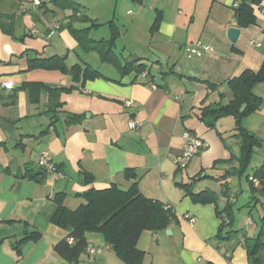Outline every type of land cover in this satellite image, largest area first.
<instances>
[{"label":"crops","instance_id":"crops-1","mask_svg":"<svg viewBox=\"0 0 264 264\" xmlns=\"http://www.w3.org/2000/svg\"><path fill=\"white\" fill-rule=\"evenodd\" d=\"M15 1L25 2L29 8L20 30L30 35L17 41L0 30V84L12 83L0 87V264H73L53 251V245L67 234L51 222L57 207L55 195L65 193V206L74 209L85 202L80 194L90 188L115 185L127 189L133 182L144 196L169 205L173 214L166 227L145 228L140 233L136 243L143 252L140 264H248L244 238L255 236L261 222L248 221L253 226L252 235L240 223L236 225V213L247 207V202L237 206L239 197L248 201L250 186L246 178L242 183L234 174L236 160L228 162L239 154V140L232 135L235 119L219 118L210 127L198 114L202 106L220 101L221 93L223 102L229 100L228 78L261 65L264 0L248 2L256 21L245 27L238 26L234 16L233 4L240 0H113L114 5L107 9L109 17L103 22L110 35L100 38L113 42L118 59H139L149 66L148 73L125 75L100 59L101 65L112 67L117 75L95 67L79 49L90 51L78 45L70 30L58 29L62 16L69 11L59 12L55 19L42 16V23L50 28L45 34L44 26L34 22L32 12L48 0ZM125 10L132 15L129 26L141 22L147 36L121 43L117 50L116 41L122 32L115 22L116 14ZM88 16L100 23L97 17ZM84 26L87 24L76 25ZM230 26L240 28L234 43L227 37ZM94 28L98 29L88 31L90 38ZM197 41L211 49L200 56L187 55L184 46ZM25 50L45 57H64L67 67L89 64L107 78L75 82L57 69H26ZM205 80L220 85L210 90ZM25 82H41L50 88L74 87L60 94V107L48 112V94L41 92L32 102L27 91L21 89ZM254 92L262 96L263 104L242 118V125L262 139L252 155L251 171L264 161V82L257 84ZM66 112L80 115V120L67 122ZM52 114L56 118L51 119ZM131 119L140 123L138 128L128 127ZM188 136L201 138L205 146L181 167L177 159ZM43 149L51 153L63 177L46 175L38 183L25 175L28 168L38 170L37 159ZM85 174L91 176L90 182H85ZM194 177L199 179L192 184L193 191L213 190L218 197L215 204L195 203L185 193L182 184ZM224 181L234 205L232 222L219 237L218 210L227 202L221 194ZM259 200L263 202L264 198ZM258 205L247 207L249 213ZM261 209L260 218L264 205ZM25 224L39 229L42 236L37 241H25L18 252L14 240L22 236ZM86 237L101 251L89 254L85 250L79 264H124L102 232H87Z\"/></svg>","mask_w":264,"mask_h":264},{"label":"trees","instance_id":"trees-1","mask_svg":"<svg viewBox=\"0 0 264 264\" xmlns=\"http://www.w3.org/2000/svg\"><path fill=\"white\" fill-rule=\"evenodd\" d=\"M23 4L25 8L22 7ZM25 4L23 1L0 0V30L17 41H22L23 38L30 35L29 32L20 30L22 18L29 11ZM233 9L238 26L245 27L256 21L253 6L246 0H240L237 6H233ZM67 11L69 14L62 16L63 20L57 27L58 29L67 28L70 30L83 50L95 51L102 63L112 65L121 75L131 72L141 74L144 71L148 73L149 66L144 62L140 63L139 59H126L124 61L118 59L112 49L113 42L111 40L90 38L88 36L89 29L99 27L104 23L90 19L75 0L40 2L38 10L32 12V16L34 22L44 26L42 16L55 19L59 12ZM158 20L159 17L156 16L155 22ZM77 24H87V26L76 27ZM43 31L47 34L50 28L44 26ZM24 55H26V69H57L69 74L75 82H84L86 79L97 77L107 78L99 69L89 64H75L67 67L64 57H45L38 52L29 50H25ZM206 82L210 90H214L220 85V83ZM261 82H264V59L258 69L245 68L239 75L225 81L231 95L227 102H223V94L221 93L220 101L202 106L198 114L199 118L210 127L214 126L215 122L222 117L232 116L235 119L232 135L239 140V154L236 158L231 157L228 162L235 159L238 167L235 168L234 174L239 177L245 176L248 180L250 192L246 206L249 208L255 207L258 203L264 205V201L260 202L259 200V197L264 198V161L247 173L252 155L255 149L261 146L262 139L242 125V118L254 113L262 106V96L254 92V87ZM73 87L74 85L50 88L41 82H25L21 89L27 91L32 102L37 101L41 92H46L48 94V112H50L62 105V102L59 101L60 94ZM10 102L13 101L10 100ZM56 116L52 114L51 119L56 118ZM64 116L69 123H75L81 117L69 112H66ZM25 175L38 183H42L47 173L38 167L35 172L28 168ZM227 175V173L224 174L225 177ZM22 177H24L23 174ZM84 179L85 182H90L91 176L85 174ZM197 179L199 177H194L189 183L182 184L185 193L190 195L195 203L215 204L218 197L213 190L205 188L198 192L193 191L192 184ZM253 179L257 180V184L253 182ZM229 190L228 183L222 182L221 194L227 197V202L223 209L218 210V216L221 220L219 237H221L222 229L232 222L234 202L230 200ZM80 195L85 199V202L74 209H70L63 202L65 193H57L54 197L57 207L51 216L53 224L67 231V234L53 245V251L62 259L73 264H79L80 255L86 250L89 243L86 237L87 232H102L107 243L121 256L124 264H140L143 252L138 249L136 243L142 230L145 228H164L173 218L169 205L144 196L139 191L136 182H133L127 189L111 185L103 189L90 188ZM260 222V228L256 235L245 236L244 238L248 264H264V216L260 218ZM238 231L230 230L229 233ZM41 236L42 232L39 229L25 224L22 236L14 240V248L19 252L25 241H37Z\"/></svg>","mask_w":264,"mask_h":264},{"label":"rangeland","instance_id":"rangeland-1","mask_svg":"<svg viewBox=\"0 0 264 264\" xmlns=\"http://www.w3.org/2000/svg\"><path fill=\"white\" fill-rule=\"evenodd\" d=\"M75 1H77L80 4V7L88 15H90L92 17L94 16V18L97 17L96 19L98 21H100V23H103L105 21V19H108L109 14L107 12V9L109 6L114 5L113 0H75ZM131 16L132 15H129L128 13H126V10L124 12H122L121 14H118V12L116 14V17L118 19H116L115 22L118 24V26L120 27V30L122 32L120 38H118L116 41L117 50L119 49L121 43H125V42L129 43L130 41L135 42L138 39L139 40L142 38L144 39V37L147 36L146 35L147 34L146 28L144 27V25H142L141 22L136 23V25H134L132 27L129 26ZM123 24L125 26H123ZM90 35L93 38L109 37V35H110L109 28L107 25H101L98 27V29L94 28L90 32ZM79 51H81V54L87 60H89V62L92 63L95 67H100V69L105 70L106 73H111V74L117 75L116 71L108 65H105L106 68H108V69H104L105 66L101 65V63L99 62L98 55L95 52H92V51L84 52L80 49H79ZM150 59L155 60L156 58L151 56ZM103 66H104V68H103ZM222 118L223 119L224 118L229 119V118H231V116H226V117H222ZM251 168H252V166L250 165L247 169V173H249L251 171ZM240 179H241L242 183H244L246 180L245 176H241ZM246 202H247V199L240 196L237 206L240 207ZM261 213H262L261 205H258L256 208L252 209L250 213H249V209L247 207H245V206L241 207L238 210V212L236 213L237 214L236 215V225H237V223H240L241 226H243L244 228L247 229V231L249 232V235H252L253 234V232H252L253 226L248 225V221L254 220L256 223H258L260 221V214ZM252 223L254 224L253 221H252Z\"/></svg>","mask_w":264,"mask_h":264},{"label":"built area","instance_id":"built-area-1","mask_svg":"<svg viewBox=\"0 0 264 264\" xmlns=\"http://www.w3.org/2000/svg\"><path fill=\"white\" fill-rule=\"evenodd\" d=\"M237 4L238 2L234 3L233 6H237ZM250 43L253 44L254 42L251 40ZM256 45H259V43H256ZM210 49H211L210 46L200 41L190 43L184 46V52L187 55H195V56H200L204 51H209ZM1 86L10 87L12 86V83L9 82L5 84H0V87ZM139 125L140 123H138L135 120L131 119L128 121V127L130 129H136L139 127ZM204 146H205V142L201 138L197 136H188L187 141L184 144L183 152L181 156L177 159L179 162V165L181 167H184L186 163L188 162V160L193 155L197 154L200 151V149L203 148ZM37 165L43 170H45L47 175L52 179H58L64 176L63 172L57 168L52 158L51 153L46 149H43L40 151L38 159H37ZM253 182L257 184L256 179H253ZM186 217H188L189 221H193V218L187 215ZM86 251L89 254H97L101 251V249L99 247L93 246L91 243H88L86 246Z\"/></svg>","mask_w":264,"mask_h":264},{"label":"water","instance_id":"water-1","mask_svg":"<svg viewBox=\"0 0 264 264\" xmlns=\"http://www.w3.org/2000/svg\"><path fill=\"white\" fill-rule=\"evenodd\" d=\"M247 2H252V0H246ZM240 34V28L237 26H230L227 29V37L230 40V42L234 43ZM229 172L233 173L234 170L230 169ZM245 195V194H244Z\"/></svg>","mask_w":264,"mask_h":264}]
</instances>
